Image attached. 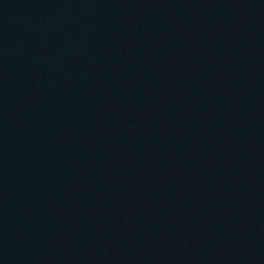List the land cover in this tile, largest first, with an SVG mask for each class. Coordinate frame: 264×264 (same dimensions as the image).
Returning <instances> with one entry per match:
<instances>
[{
	"label": "water",
	"instance_id": "95a60500",
	"mask_svg": "<svg viewBox=\"0 0 264 264\" xmlns=\"http://www.w3.org/2000/svg\"><path fill=\"white\" fill-rule=\"evenodd\" d=\"M0 264H264V0H0Z\"/></svg>",
	"mask_w": 264,
	"mask_h": 264
}]
</instances>
